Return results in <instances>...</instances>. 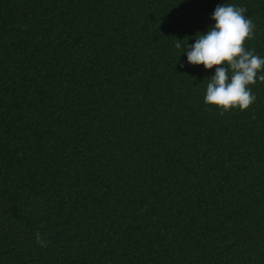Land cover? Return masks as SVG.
<instances>
[{"label":"trees","instance_id":"16d2710c","mask_svg":"<svg viewBox=\"0 0 264 264\" xmlns=\"http://www.w3.org/2000/svg\"><path fill=\"white\" fill-rule=\"evenodd\" d=\"M223 3L264 57V0H0V264H264V82L182 53Z\"/></svg>","mask_w":264,"mask_h":264},{"label":"clouds","instance_id":"9594fccd","mask_svg":"<svg viewBox=\"0 0 264 264\" xmlns=\"http://www.w3.org/2000/svg\"><path fill=\"white\" fill-rule=\"evenodd\" d=\"M246 12L243 6L217 5L211 15L215 23L206 34L197 33L195 43H186L183 48L181 40L175 43L177 49L182 48L188 64L203 65L205 70L215 68L214 75L208 78L204 102L216 106L221 114L249 108L256 100L250 86L257 80L264 82V57L245 46L254 37L256 27ZM36 242L46 246L39 232Z\"/></svg>","mask_w":264,"mask_h":264}]
</instances>
